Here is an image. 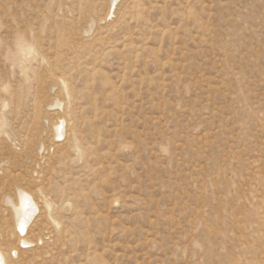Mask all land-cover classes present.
I'll return each mask as SVG.
<instances>
[{
    "label": "rangeland",
    "instance_id": "obj_1",
    "mask_svg": "<svg viewBox=\"0 0 264 264\" xmlns=\"http://www.w3.org/2000/svg\"><path fill=\"white\" fill-rule=\"evenodd\" d=\"M0 251L264 264V0H0Z\"/></svg>",
    "mask_w": 264,
    "mask_h": 264
},
{
    "label": "bare ground",
    "instance_id": "obj_2",
    "mask_svg": "<svg viewBox=\"0 0 264 264\" xmlns=\"http://www.w3.org/2000/svg\"><path fill=\"white\" fill-rule=\"evenodd\" d=\"M115 2V0H114ZM59 130L62 129V126H59L58 128ZM58 131V130H57ZM56 131V133H57ZM61 132V131H60ZM62 134V132L60 133V135ZM58 136V134H56ZM65 135V134H64ZM31 201H27V199L22 196L21 197V202H20V205H17L15 209V215H16V218L18 219V227L22 230H24L27 226V222H28V217H29V214L30 212L32 211L30 205H31ZM28 242H30L28 239L26 240ZM26 248V247H25ZM14 252V251H13ZM0 264H6L5 263V256L3 254L2 251H0Z\"/></svg>",
    "mask_w": 264,
    "mask_h": 264
}]
</instances>
